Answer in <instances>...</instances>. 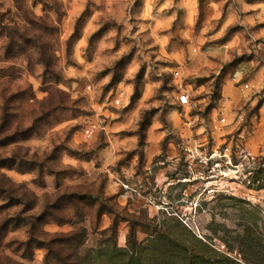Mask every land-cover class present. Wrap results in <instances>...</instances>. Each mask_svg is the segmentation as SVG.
Listing matches in <instances>:
<instances>
[{"label":"rangeland","instance_id":"rangeland-1","mask_svg":"<svg viewBox=\"0 0 264 264\" xmlns=\"http://www.w3.org/2000/svg\"><path fill=\"white\" fill-rule=\"evenodd\" d=\"M81 227L264 264V0H0V264Z\"/></svg>","mask_w":264,"mask_h":264},{"label":"trees","instance_id":"trees-1","mask_svg":"<svg viewBox=\"0 0 264 264\" xmlns=\"http://www.w3.org/2000/svg\"><path fill=\"white\" fill-rule=\"evenodd\" d=\"M111 229L112 228H109L108 230ZM86 233L87 229L85 227H81L77 228L67 237L57 239L58 241L66 242L68 244L71 243L75 246L74 251H70L66 255H64L63 249L54 250L51 245H48L47 264H51L50 257L56 259L58 264H148V262H144V254L138 251V248L136 247L137 242H134L133 245L131 244V248L129 247L117 250V248L112 249L111 246L107 245L100 251L95 249L88 250L89 252L86 253H82L80 252V248L85 243L83 238L86 237ZM163 238L164 241L170 240L172 246L177 247L176 249H168L165 247L162 252L164 255V260L168 261L165 263L163 262V264H241L225 254H220V256L214 258L209 257L203 252L199 253L198 255H190L185 249L184 251H186V253H183L180 251V249H178V247H185L184 240H182L180 237H173L172 231L165 233ZM115 251H120L118 253L123 255L121 262L113 263L111 260L113 253L116 254ZM147 257L149 258L150 255ZM153 264L156 263L154 262Z\"/></svg>","mask_w":264,"mask_h":264},{"label":"crops","instance_id":"crops-1","mask_svg":"<svg viewBox=\"0 0 264 264\" xmlns=\"http://www.w3.org/2000/svg\"><path fill=\"white\" fill-rule=\"evenodd\" d=\"M251 9H252V11L249 14H246L245 20L258 22V14L260 13L258 10V3L257 2L252 3Z\"/></svg>","mask_w":264,"mask_h":264},{"label":"built area","instance_id":"built-area-1","mask_svg":"<svg viewBox=\"0 0 264 264\" xmlns=\"http://www.w3.org/2000/svg\"><path fill=\"white\" fill-rule=\"evenodd\" d=\"M246 87H249V85H246ZM181 102L184 104H188L189 103V98L186 95H181ZM222 121L224 122L225 119L223 118ZM87 133H90V130H87Z\"/></svg>","mask_w":264,"mask_h":264}]
</instances>
